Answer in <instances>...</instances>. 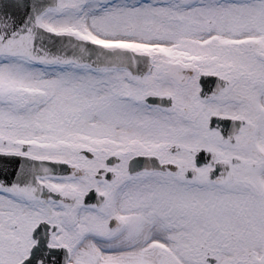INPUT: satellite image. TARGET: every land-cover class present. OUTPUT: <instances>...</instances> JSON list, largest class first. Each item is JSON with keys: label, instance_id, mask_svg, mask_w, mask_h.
Instances as JSON below:
<instances>
[{"label": "snow or ice", "instance_id": "1", "mask_svg": "<svg viewBox=\"0 0 264 264\" xmlns=\"http://www.w3.org/2000/svg\"><path fill=\"white\" fill-rule=\"evenodd\" d=\"M0 264H264V0H0Z\"/></svg>", "mask_w": 264, "mask_h": 264}]
</instances>
